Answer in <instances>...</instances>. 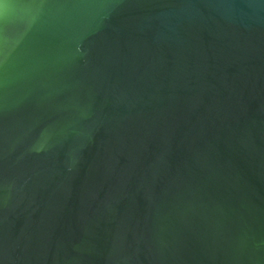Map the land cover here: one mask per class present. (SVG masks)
<instances>
[{
    "label": "water",
    "instance_id": "95a60500",
    "mask_svg": "<svg viewBox=\"0 0 264 264\" xmlns=\"http://www.w3.org/2000/svg\"><path fill=\"white\" fill-rule=\"evenodd\" d=\"M0 264H264V0H0Z\"/></svg>",
    "mask_w": 264,
    "mask_h": 264
}]
</instances>
